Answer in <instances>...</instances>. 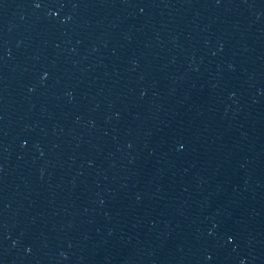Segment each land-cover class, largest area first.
Listing matches in <instances>:
<instances>
[{
  "label": "water",
  "instance_id": "1",
  "mask_svg": "<svg viewBox=\"0 0 264 264\" xmlns=\"http://www.w3.org/2000/svg\"><path fill=\"white\" fill-rule=\"evenodd\" d=\"M264 115V0H0V264H185Z\"/></svg>",
  "mask_w": 264,
  "mask_h": 264
}]
</instances>
